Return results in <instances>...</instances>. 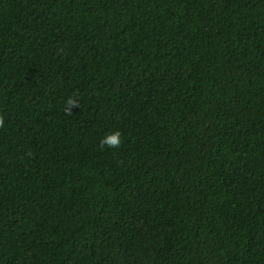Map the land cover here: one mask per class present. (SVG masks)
I'll return each instance as SVG.
<instances>
[{"label":"trees","instance_id":"obj_1","mask_svg":"<svg viewBox=\"0 0 264 264\" xmlns=\"http://www.w3.org/2000/svg\"><path fill=\"white\" fill-rule=\"evenodd\" d=\"M0 117V264H264V0H0Z\"/></svg>","mask_w":264,"mask_h":264},{"label":"clouds","instance_id":"obj_2","mask_svg":"<svg viewBox=\"0 0 264 264\" xmlns=\"http://www.w3.org/2000/svg\"><path fill=\"white\" fill-rule=\"evenodd\" d=\"M70 102L75 106V101L70 98ZM3 118L0 117V127L3 126ZM121 133L119 130L108 134L102 141L103 144L107 145L109 148H119L121 146Z\"/></svg>","mask_w":264,"mask_h":264}]
</instances>
